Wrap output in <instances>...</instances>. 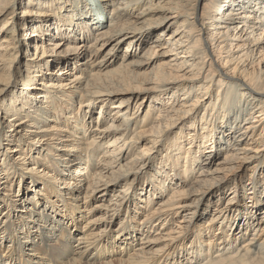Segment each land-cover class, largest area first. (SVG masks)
<instances>
[{
    "label": "bare ground",
    "instance_id": "6f19581e",
    "mask_svg": "<svg viewBox=\"0 0 264 264\" xmlns=\"http://www.w3.org/2000/svg\"><path fill=\"white\" fill-rule=\"evenodd\" d=\"M89 1L0 0V95L20 74L12 64L22 49L41 52L10 99L24 101L0 108V140L9 127L15 143L0 157V178H21L27 137L49 147L39 155L54 180L32 178L39 192L44 186L39 197L0 195V264H98L108 252L120 254L118 264H264V208L256 211L264 204V0H100L95 11ZM51 62L63 67L55 77L45 75ZM74 99V122L48 117ZM160 139L166 154L152 167ZM77 202L96 214L82 231Z\"/></svg>",
    "mask_w": 264,
    "mask_h": 264
},
{
    "label": "rangeland",
    "instance_id": "374dc122",
    "mask_svg": "<svg viewBox=\"0 0 264 264\" xmlns=\"http://www.w3.org/2000/svg\"><path fill=\"white\" fill-rule=\"evenodd\" d=\"M26 2H27V0H25ZM46 1H49V3L51 2V0H46ZM100 0H98V1H96V0H91V1H89V2H91L90 4V6L92 7V9H93V11H95L96 9V7L98 6V7H100L101 6V4H100V2H99ZM94 4V5H93ZM99 4V5H98ZM50 6H51V4H50ZM36 6H34V8H35ZM48 7V6H47ZM16 13H18V14H20V15H23V14H21V9H19ZM109 14V13H108ZM5 15V14H4ZM4 15H2V16H0V28H1V25H2V22L4 21L3 20V18H4ZM29 15V14H28ZM24 16H27V14H25ZM54 21V20H53ZM47 22V21H46ZM37 26H38V24H37ZM38 27H42V25H40V26H38ZM24 31L22 30V31H20V34H19V37L20 38H23V35H24ZM41 32H40V30H38V31H36L35 32V35H34V37H39V38H41V40L44 42V44H46V42H47V38H45L46 37V35H45V33H42V35L41 36H39V34H40ZM157 31L155 32V33H153L152 35H151V40H153L156 36H157ZM58 39V38H57ZM56 39V40H57ZM150 40V41H151ZM80 42V41H79ZM123 47H125V43H123L122 45H121V47H120V55H122V51H123ZM145 48V45L144 46H142L141 48H139V50L141 51L142 49H144ZM32 52H34V51H32ZM50 54L51 53H49V54H47L46 55V57H49V60H52L53 59V61H55V54L54 55H52V57L50 56ZM41 57V52H38V54H36L35 56H31L30 54H26V48L24 47L23 49H22V55H19L18 56V58H16V60H15V62H13V64H12V71H13V68L15 67V68H17V69H19L20 70V74H18V75H14V77H13V79L11 80V82L8 84V86H7V89L5 88V91L0 95V108L1 107H6V108H11V106H14V105H16V104H19V105H21V101H24V100H17V101H12L11 103H10V99L12 98V96L16 93V96L17 95H20V93L22 92V90L21 89H24V87H23V82H22V80L24 79V76L27 74V71H26V69L28 70V68H27V66H26V63L27 62H29V61H31V62H33V63H37V61L39 60V58H38V60H37V57ZM59 56H62V55H59ZM36 57V58H35ZM34 58V60H31V59H33ZM34 64V65H35ZM72 65H74L73 66V68H78L79 66H77L75 63L73 64L72 63ZM62 69L63 67H61V66H58V64L57 63H53V62H51L50 63V65L48 66V74H45V75H47V76H49V77H55L53 74H52V72H54V70L55 69ZM34 70V69H33ZM33 70H31V71H33ZM47 70V69H46ZM1 73H3V72H0V74ZM40 74H41V72H39ZM41 75H43V74H41ZM41 78V76L40 77H38L37 79L39 80L38 81V83H37V85L38 86H40V87H45V86H42L41 84H40V82H42V78ZM44 79H47L46 77L44 78ZM43 82H46V81H43ZM7 84V83H6ZM1 85H0V89H1ZM8 90V91H7ZM26 90V89H25ZM25 90H23V94H25V92L26 93H28V94H30L29 93V91H31V90H27V91H25ZM34 90H32V92H33ZM15 96V98H17ZM34 98V97H33ZM34 101H35V98L33 99ZM78 100L77 99H74L73 100V102H72V104L71 103H67V106L66 107H60V108H62V110H60L61 111V113H60V115H57V114H55L54 113V110H52L50 113H48L49 115H48V117L50 118V117H53V116H59V118H61L62 120L64 119V120H67V119H71L70 121H72V122H74V119L72 118L74 115H75V113H73V112H71L72 110H70L71 109V107L73 108V109H75V110H78V108H79V104H78ZM64 104H66V103H64ZM39 105H41V103H39ZM73 105V106H72ZM239 106H242V105H239ZM110 107H111V104H110ZM236 107V106H235ZM233 108V114L235 115H240L238 112H237V109H238V107H236V108ZM242 107H244V106H242ZM70 108V109H69ZM109 110V109H108ZM143 111V113H145V108L142 110ZM98 112H99V110L98 111H96V113L94 114V120L95 121H97V117L99 116L98 115ZM132 112H133V110H132ZM141 112V111H140ZM237 112V113H236ZM246 112V111H245ZM244 112V113H245ZM242 114H243V112H241ZM73 114V115H72ZM72 115V116H71ZM11 116L12 115H7V120L9 121V119L11 118ZM245 117V116H244ZM243 117V118H244ZM31 119V118H30ZM238 120H241V118H237ZM40 120H42V121H44L43 119H40ZM108 121H109V118L107 119L106 118V120L104 119V121H102V123L104 124V125H107L108 124ZM70 123V122H69ZM29 124H31V121L29 122ZM45 124H46V126H49L50 124H53V121L52 120H48L47 122H45ZM71 124V123H70ZM26 127H28V128H30L31 126H26ZM76 129H78L79 130V126H77L76 125ZM31 129H35V130H37L36 128H33V127H31ZM9 127L8 128H6L5 130H3V135H2V137H1V140H0V157H1V159L3 158V160H4V156L6 155V149H7V146L8 145H10V147H12V146H14L15 145V143L13 144V139H12V137H10L9 136ZM179 131V130H178ZM75 133H73V135H74ZM36 135H38V134H36ZM177 135V134H176ZM75 137H73V138H78V137H76V135H74ZM24 137L25 136H23V139H24ZM175 137L176 136H174V137H172V140L171 141H173L174 139H175ZM104 141H106V140H104ZM69 142H71V141H69ZM25 143H26V147H25V149H24V152L22 151L21 152V154H26V156H27V161H26V164L25 165H22V164H18V169H17V172L19 173V175L21 176V178H15V180L12 182V185H11V182H3L2 180V178H0V195H2L3 193H5L6 195H7V197H11L13 200H15V201H19V200H21V199H25V198H27L28 196L29 197H33L34 195H35V191L37 190V193H39V194H37L38 196L37 197H39V196H42L43 195V193H44V186H40V188H42L41 190H42V192H39V190L38 189H36L37 187V185L35 186V183L33 182V177H38V178H40V177H42L44 174L48 177V179H47V183H49V184H51L52 185V181H54L53 179H49V175H51V174H49V173H47L48 172V170L49 169H45L47 166H45V164L47 163V158H45V156H44V154L43 153H45L46 154V152L45 151H43L40 155H39V149H48L49 147H47L44 143H33V142H31L30 140H29V138H27V137H25ZM164 147V145H163V142H162V140L160 139V141L154 146V148H153V150H152V152H151V156L153 157V161H152V163H151V166L153 167L154 165H156L157 164V162L159 161V159H161V157H163L165 154H166V152H163V155H161L160 154V152L161 151H163V148ZM6 148V149H5ZM80 151H77V153H79ZM5 153V154H4ZM17 156V155H16ZM15 156V157H16ZM50 158H54V157H50ZM165 158V157H164ZM221 158V156L220 157H216L215 158V161H217V160H219ZM32 159L34 160V159H37L38 160V162H40L39 164H37V165H35V163L32 161ZM3 160H2V162H3ZM49 162V161H48ZM1 165L0 166H2L3 164L2 163H0ZM48 165H51V163L49 162V164ZM250 163H248V164H246V167L244 168V170H239V174H243L244 175V178H242V184L244 183V184H248V182L250 181L249 180V174H248V172H249V167H250ZM152 167L151 168H149V169H147V171H146V173L141 177V179H140V181H139V183H138V187H142V186H144V187H147V180H149L150 179V177H149V179H148V176L150 175V171L152 170ZM246 175V176H245ZM24 176V177H23ZM241 179V178H240ZM67 181H69L68 179H66ZM56 182H58L57 184H59L58 185V189H60V190H62L63 192L66 190V189H68L67 187H66V189H65V186L64 185H61V182L59 181V178H58V181H56ZM181 182V181H180ZM68 183V182H67ZM174 183H175V181H174ZM38 184V183H37ZM234 184V181H232L227 187H225L226 188V191L228 192L229 191V189H230V186L231 185H233ZM238 189L240 190V195H242V193L244 192V189H243V187L242 186H238ZM45 194V193H44ZM66 196H69V194L68 195H66ZM66 198H68V197H66ZM110 198L112 199L113 198V196H110ZM41 199H43V198H41ZM55 200H57V197H53V199H52V201L53 202H55ZM158 200H160V198H157L156 199V203L158 202ZM208 200V197H206V201ZM217 199H213L212 200V204H211V207H210V214L213 212V209L216 207L215 205H216V201ZM222 201H225V199L223 198L222 199ZM81 203V202H80ZM79 202H77V203H75L76 205H79L80 204ZM143 204V203H142ZM62 205H63V203H61L60 204V206L59 207H61L60 208V211H62V212H64L65 213V209H63L62 208ZM237 205H240V202H238L237 203ZM83 205L82 204H80L79 206H77V208H79V212H80V216H79V214H78V216H79V220H78V227L80 228V231H82V229H83V227L84 226H86L87 227V225L86 224H88V222H87V219H94V217L96 216V214L95 213H91V214H89V213H87V212H84L83 211V207H82ZM239 207H241V206H239ZM259 208H260V210H259ZM259 208H257L256 209V211L258 210V212H257V214H259V212H260V215H261V210L264 208V204H262V205H260L259 206ZM241 210V209H240ZM144 213H145V209L141 212V213H139L138 214V216H137V218H136V221H140V220H143L144 219ZM183 213V212H182ZM61 215H62V213H61ZM15 219V218H14ZM178 219H180V216L178 215L175 219H174V222H177V220ZM199 219V218H198ZM13 221V220H12ZM117 221H119V220H116V224L117 225H115V226H118L119 225V222H117ZM174 222H172L171 221V225H170V227H173V223ZM205 222H204V220H202V221H200L198 224H204ZM161 225H157V228H159ZM85 229V228H84ZM91 229H94L95 230V227L93 228V227H91ZM97 230H95V232H96ZM77 233H79V232H77ZM76 233V234H77ZM226 233H228V232H226ZM75 234V233H74ZM7 235V234H6ZM58 235H60V233L58 232ZM251 236V233H250V235H248L247 237H250ZM59 237V239L61 238V235L60 236H58ZM139 237H141V234H138L137 235V238H139ZM207 238L208 237H206L205 239H204V242L205 241H207ZM264 239V230H263V236H262V239H261V241ZM246 240V239H245ZM93 241V240H92ZM103 242V241H102ZM94 243H96V241H94ZM55 245V246H58L59 245V241H58V239L56 240V241H54L53 243H52V245ZM186 244H188L187 242H186ZM10 245H12V244H10ZM94 245V244H93ZM10 248L9 249H5L4 251V254L5 255H10L11 254V249H12V247L11 246H9ZM93 247V246H92ZM92 247H90V248H92ZM36 248L38 249V251H40L41 252V248H43V245H37L36 246ZM100 249H102V243H99V244H97V247H95V248H93V250H95V251H92V252H94L95 254H97V255H99V251H100ZM90 250H92V249H90ZM29 254H30V252H28ZM114 253H116V252H108V253H106V255H104V254H102V255H99V258H98V260H97V263L98 264H108V262H111V260H113L115 263L120 259V254L118 253H116V254H114ZM33 254V253H32ZM124 255H125V252L123 253ZM123 254H122V256H123ZM130 254H132V248H129V250H128V256H126V257H123V258H127V257H129V255ZM103 256V257H102ZM122 258V259H123ZM45 259V258H44ZM116 264H118V262L116 263Z\"/></svg>",
    "mask_w": 264,
    "mask_h": 264
}]
</instances>
